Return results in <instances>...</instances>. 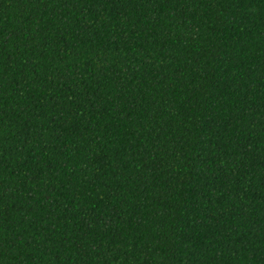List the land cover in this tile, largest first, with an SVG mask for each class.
<instances>
[{
	"label": "trees",
	"instance_id": "obj_1",
	"mask_svg": "<svg viewBox=\"0 0 264 264\" xmlns=\"http://www.w3.org/2000/svg\"><path fill=\"white\" fill-rule=\"evenodd\" d=\"M0 264H264V0H0Z\"/></svg>",
	"mask_w": 264,
	"mask_h": 264
}]
</instances>
